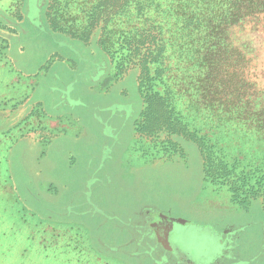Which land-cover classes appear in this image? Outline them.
<instances>
[{
	"label": "rangeland",
	"instance_id": "374dc122",
	"mask_svg": "<svg viewBox=\"0 0 264 264\" xmlns=\"http://www.w3.org/2000/svg\"><path fill=\"white\" fill-rule=\"evenodd\" d=\"M105 2L0 0V264H132L115 244L140 203L188 222L176 240L194 261L227 242L233 264H264L260 201L204 180L192 144L141 132L158 94L206 154L263 170L264 21L231 29L230 47L254 49L245 68L236 52L207 55V31L177 9L159 13L166 48L145 74L126 60L136 11ZM30 115L64 126L48 133Z\"/></svg>",
	"mask_w": 264,
	"mask_h": 264
},
{
	"label": "trees",
	"instance_id": "16d2710c",
	"mask_svg": "<svg viewBox=\"0 0 264 264\" xmlns=\"http://www.w3.org/2000/svg\"><path fill=\"white\" fill-rule=\"evenodd\" d=\"M106 7L120 9L126 3L136 11L138 23L130 26L125 37L126 60L134 64L141 73L148 74L149 65L158 61L166 48L159 13L171 8L180 11L179 15L191 28L202 27L207 31V55H214L219 61L221 53L238 55L241 67H247L248 55L253 52L250 41L243 42L242 48L230 47L233 26L264 21V0H106ZM108 14H115L108 11ZM103 23L107 24L108 20ZM216 62V61H215ZM147 124L142 128L143 135L157 133L164 141L176 140L192 144L201 155V172L204 180L226 185L231 201L247 206L251 201H260L264 210V169L237 171V167L216 155L212 146L207 145V154L202 138L196 131H189L178 117L172 121L167 111L166 100L156 94L148 101Z\"/></svg>",
	"mask_w": 264,
	"mask_h": 264
},
{
	"label": "flooded vegetation",
	"instance_id": "af4514ba",
	"mask_svg": "<svg viewBox=\"0 0 264 264\" xmlns=\"http://www.w3.org/2000/svg\"><path fill=\"white\" fill-rule=\"evenodd\" d=\"M176 219L172 216L171 208L162 209L150 203H140L127 219L126 229H118L124 232V238L120 244H115L119 248L116 251H129L130 254L124 257L132 264H233L239 257L229 253V244L225 242V248L213 259H209L206 252H201L197 260H192L181 248L182 239L176 240L179 225L188 222ZM233 228L230 232L227 229L221 232L224 241L234 236ZM93 239L100 249L110 252L111 248L106 247L101 234L94 235ZM183 241L189 239L183 238Z\"/></svg>",
	"mask_w": 264,
	"mask_h": 264
},
{
	"label": "crops",
	"instance_id": "0c3cea01",
	"mask_svg": "<svg viewBox=\"0 0 264 264\" xmlns=\"http://www.w3.org/2000/svg\"><path fill=\"white\" fill-rule=\"evenodd\" d=\"M0 100H2V99H0ZM28 117H29L30 121L35 120L38 124H40V128L43 129L44 131L48 132V133H50L49 131L53 127L64 126L59 119L51 118V117H48L45 115L42 117V119H39L37 116H33V115H30ZM110 251L116 252L115 250H110Z\"/></svg>",
	"mask_w": 264,
	"mask_h": 264
},
{
	"label": "water",
	"instance_id": "95a60500",
	"mask_svg": "<svg viewBox=\"0 0 264 264\" xmlns=\"http://www.w3.org/2000/svg\"><path fill=\"white\" fill-rule=\"evenodd\" d=\"M176 220H177V221H180V222H185V221H183L181 218H180V219L177 218Z\"/></svg>",
	"mask_w": 264,
	"mask_h": 264
}]
</instances>
